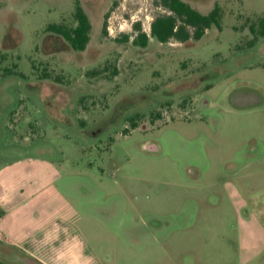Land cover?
<instances>
[{"label":"rangeland","instance_id":"1","mask_svg":"<svg viewBox=\"0 0 264 264\" xmlns=\"http://www.w3.org/2000/svg\"><path fill=\"white\" fill-rule=\"evenodd\" d=\"M184 1L221 30L141 48L158 0H0L2 264H251L230 192L264 211V0ZM77 3L83 52L47 31Z\"/></svg>","mask_w":264,"mask_h":264},{"label":"trees","instance_id":"2","mask_svg":"<svg viewBox=\"0 0 264 264\" xmlns=\"http://www.w3.org/2000/svg\"><path fill=\"white\" fill-rule=\"evenodd\" d=\"M157 3L158 7L166 13L156 16L153 20L151 36L142 31L140 24H135L136 37L133 41L135 46L146 48L151 37L160 43H168L172 40L180 43L200 41L205 38L209 30L213 28L221 30L222 28L223 12L219 5H215L210 13L204 15L184 0H158ZM74 17L77 22L75 28L69 29L52 24L48 26L47 31L62 35L74 51L83 52L91 39L92 24L80 3H77ZM250 30L254 35L251 42L253 46L257 39L264 38V18L260 20L257 26H250ZM125 39L126 41L130 40L128 36ZM133 127H137L135 122ZM0 264L2 263L0 262Z\"/></svg>","mask_w":264,"mask_h":264},{"label":"crops","instance_id":"3","mask_svg":"<svg viewBox=\"0 0 264 264\" xmlns=\"http://www.w3.org/2000/svg\"><path fill=\"white\" fill-rule=\"evenodd\" d=\"M231 200L232 208L239 215V253L242 256V262L254 263L261 259L260 256L264 254V211L260 210V201H254L251 205L250 200L246 199L236 189H232ZM252 207L253 211L246 212L242 216V210L246 207ZM257 264H264V261Z\"/></svg>","mask_w":264,"mask_h":264},{"label":"flooded vegetation","instance_id":"4","mask_svg":"<svg viewBox=\"0 0 264 264\" xmlns=\"http://www.w3.org/2000/svg\"><path fill=\"white\" fill-rule=\"evenodd\" d=\"M71 46V45H70Z\"/></svg>","mask_w":264,"mask_h":264}]
</instances>
